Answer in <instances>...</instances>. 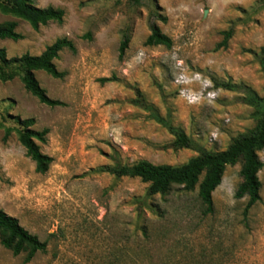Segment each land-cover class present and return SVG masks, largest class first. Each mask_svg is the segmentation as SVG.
<instances>
[{"label":"rangeland","instance_id":"obj_1","mask_svg":"<svg viewBox=\"0 0 264 264\" xmlns=\"http://www.w3.org/2000/svg\"><path fill=\"white\" fill-rule=\"evenodd\" d=\"M32 2L62 8L63 20L35 29L0 13V23L13 20L22 34L0 40L6 55H37L59 37L71 39L75 52L64 48L53 60L63 78L34 71L46 94L62 105L40 103L17 76L0 81V124L16 127V115L34 118L33 129H48L46 142L37 144L52 157L46 172H36L15 132L4 139L0 126V209L46 241V250L26 263L24 253L14 256L0 244V264H116V241L130 249L129 264H264V147L257 152L263 162L260 200L247 214L246 196H234L239 162L226 166L208 214L197 188L172 186L147 199L150 209L134 200L145 197L147 183L98 170L140 159L179 165L197 154L173 146L167 129L133 102L136 90L207 150H223L253 128L252 107L223 84L263 94L258 56H264V0ZM151 23L171 38L170 47L144 43ZM229 29L226 45L218 46ZM124 33L129 41L120 56ZM137 223L150 227L143 247Z\"/></svg>","mask_w":264,"mask_h":264},{"label":"trees","instance_id":"obj_2","mask_svg":"<svg viewBox=\"0 0 264 264\" xmlns=\"http://www.w3.org/2000/svg\"><path fill=\"white\" fill-rule=\"evenodd\" d=\"M0 13L12 17L20 18L37 28L49 21L61 23L64 10L59 7L46 6L38 7L32 0H0ZM16 22L7 20L0 23V40L10 39L13 41L22 38V34L16 31ZM223 39L218 46H225L232 34V30H225ZM88 36V35H87ZM128 35L123 34L119 45V55L121 56L128 45ZM146 45H163L170 47L172 40L162 33L160 28L150 24V33L147 35ZM75 52L73 41L67 37L56 38L52 43L46 45L37 55L25 52L19 56L8 57L4 48H0V81L5 82L18 77L24 89L34 96L40 103L50 107L62 105L58 99L50 98L43 87L35 78L34 71L40 70L53 78H63L64 71L57 70L53 60L58 57L62 49ZM264 49V48H263ZM258 64L264 72V56H258ZM102 82L110 81V77H103ZM226 89L236 90L241 94V100L252 107L253 116L256 119L255 125L247 133L234 137L228 146L220 151L207 150L197 145L181 128L174 126L170 119L160 116L156 110L145 103L140 92L136 90L134 103L150 112V116L167 129L173 136V146L176 148H191L197 154L190 157L186 162L179 165L154 164L144 159L137 160L131 164L116 161L113 165H105L98 168L100 172H106L120 177H138L142 182L147 183L144 198H135L139 206L144 205L152 209L151 203L147 199L154 195H165L172 186H180L184 191H192L197 188V197L203 207L204 214L213 211L212 192L219 185L223 172L228 165L240 163L239 175L241 180L236 187L234 196L241 198L246 196L247 200L243 213L247 214L249 209L260 200L261 182L258 178V171L263 166L257 152L264 147V89L259 95L247 86L224 83ZM16 127L6 126L3 123V138L6 139L12 131L15 132L18 142L23 146L25 155L34 162V170L38 173L47 171L52 157L41 152L37 141L46 142L47 128L35 130L32 128L34 118L13 117ZM140 211L138 218H140ZM137 228L141 231L143 239L137 241L140 245L149 238V224L137 223ZM116 241V264H129L128 249L126 245ZM0 244L11 251L16 256L24 253L23 261L28 262L36 252L46 250V241H41L38 237L23 228L16 217H13L0 209ZM149 262V261H148ZM148 264H152L149 262Z\"/></svg>","mask_w":264,"mask_h":264}]
</instances>
